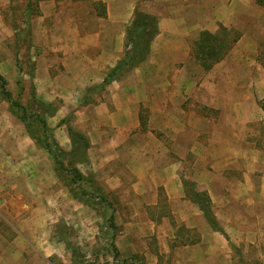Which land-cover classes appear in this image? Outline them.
<instances>
[{"label": "crops", "instance_id": "1", "mask_svg": "<svg viewBox=\"0 0 264 264\" xmlns=\"http://www.w3.org/2000/svg\"><path fill=\"white\" fill-rule=\"evenodd\" d=\"M137 1L91 0L86 12L90 22L80 15L82 0L71 2L67 8L54 0L39 4L40 15L33 22L35 49L41 56L33 85L41 102L48 104L59 99L62 103L51 117L53 121L57 119L51 127L54 139L63 150L71 149L67 132L58 123L72 112L76 126L73 129L89 141L86 163L78 167L87 165L98 182L119 194L120 213L116 214H121L125 208L128 216L124 221L118 218L122 233L113 244L124 257L138 244L133 239L135 235L143 243L147 226L161 232L171 231L175 223L191 233L212 230L195 200L197 194L209 199L217 222L212 208L215 198L219 199L224 234L236 228L245 232L264 231V148L258 146L259 139L257 144L249 145L245 138H238L235 148L241 157L237 160L228 157L214 162L195 158L197 150L209 149V138L214 135L223 138L228 132H215L213 125L201 127L196 122L197 115L187 108L192 106L189 102H197V98L181 95L187 84L167 78L170 66L173 68L177 56L183 53L182 24L201 23L210 33H215L220 26L235 27L243 15L251 16L253 4L249 2H257L258 24L264 15V0H151L162 4L179 2L180 6L162 11L155 7L154 11L147 12L157 18L159 27V34L151 43L149 62L129 72L127 79L114 81L103 92L91 94L93 103L81 105L86 90L101 85L107 72L123 56L125 32ZM165 24H174V27L166 31ZM177 32L180 34L176 35ZM1 35L5 37L3 31ZM172 39H177V43ZM163 57L174 62L167 65ZM3 68L0 65V75L9 80L15 72L10 67ZM253 86L257 96L249 106L257 112V119H264L261 108L264 68L259 64ZM5 107L1 102L0 264H52L50 259L61 255L66 247L53 233L54 222L60 216L74 219L72 226L81 234L72 247L83 253L86 236L82 233L96 229L81 217L87 208L58 186L49 155L29 140ZM222 108V118L227 117V113L241 114L240 110L228 112L227 108ZM143 118L147 119L146 127L142 125ZM171 120L173 130L169 128ZM156 133L163 134L164 141H155ZM139 135L145 139L143 143ZM220 142L218 145L226 152L235 150L233 144ZM215 167L220 174L213 175ZM234 167H238L237 171ZM158 205L172 208L173 225L169 217H163L160 225L154 223L149 213ZM175 237H172L173 243ZM258 238L261 239V235ZM200 243H205L209 249L213 247L204 237ZM184 245L186 251L192 248L191 254L198 243Z\"/></svg>", "mask_w": 264, "mask_h": 264}, {"label": "rangeland", "instance_id": "2", "mask_svg": "<svg viewBox=\"0 0 264 264\" xmlns=\"http://www.w3.org/2000/svg\"><path fill=\"white\" fill-rule=\"evenodd\" d=\"M31 1L34 2H28V0H0V65L2 68L6 66L9 69L10 67L12 68V72L13 70L15 72L9 80L6 79V90L11 93L13 100L28 108V113L31 110L32 112H40L37 105L33 104L30 99L31 92H34L36 95L33 77L38 58L41 56L40 52L35 49L36 39L33 21L40 15L39 4L49 0ZM54 1L59 2L61 7L67 8L71 6V2L79 0ZM82 1L83 3L79 8L80 15L83 19L86 18L90 22V18L86 12L88 11L87 3L91 2V0ZM250 4H253V6H250L251 16L245 14L235 27H225L230 33V38H235L236 42L227 55L208 71H204L192 55L193 45L198 39L197 35L200 32L207 31L206 27L201 23L195 24L190 21L187 24H182L183 30L181 34L184 36L182 40L183 53L177 56V62L173 65V68L170 66L171 70L167 71V78L175 81L181 80L183 84H187V87L181 90V95L195 96L197 98V102H189V104L186 102V104L192 105L187 108L197 115L198 118L196 119L199 120L196 122L201 127L213 125L215 132H223L224 134L228 132V135L223 137L224 139L216 135L209 138V146L207 145L209 149L197 150L195 157L197 159L221 162V160L230 157L231 160H237L241 157L239 156L240 152L235 148L238 138H245V143L249 145L257 144V139H259L260 144L258 146L261 149L264 148V119H257V112H254L252 107L249 106L257 96L255 87L253 86V82L257 80V64L264 68V15H262L257 24V2H249ZM176 6H180L179 2H166L162 4V2L155 3L151 2V0H138L128 26L136 11L149 14L147 12L154 11L155 7L162 11L164 8L168 9L171 7L173 9ZM218 25L214 26L217 27ZM186 26L189 28L187 29ZM173 27L174 24L163 25V29L166 31ZM220 27L216 32L220 30ZM191 28L192 32L187 31ZM2 31L5 33V37L1 35ZM175 34H180V32ZM171 41L177 43V39H172ZM170 59L163 57L167 65L172 63L173 59L169 62ZM147 60L146 62H149ZM130 75L131 73L127 74L120 81L127 79ZM248 98L252 101L246 102ZM1 102L6 104L5 109L15 120L16 125H21L23 132L27 134L24 124L10 112V104L0 98ZM47 105L50 106L51 111H55V115L62 103L59 99H56ZM222 107L227 108L228 112L234 109L236 111L240 110L241 114L235 116L227 113L228 116L222 118L220 116V113L223 111ZM51 117H46V122L50 129H52L51 127L54 126L57 120L53 121ZM62 121L64 123L61 124ZM146 122L147 119L143 118L142 125H145V127L147 126ZM170 122L171 126L169 128L173 130L174 125L172 120ZM58 125H63L66 132L67 127L75 129L76 126L72 112L61 120ZM257 132L259 133L258 135ZM140 133L144 134V131ZM162 136L163 134L156 133L154 140L164 141ZM29 140L31 139L29 138ZM139 141L143 143L145 139L139 135ZM220 141L233 144L235 150L230 151V153L226 152L225 148H221L218 145V143L221 144ZM32 142L34 143V141ZM181 155L183 156L182 153ZM86 166L78 167V169L87 179V183H80V185L72 186V188L78 193L85 191L86 196L92 198L89 205L81 204L87 208L81 217L85 220L86 224H91L96 229L82 233L86 237L83 245L85 246L83 247L84 251L80 259L81 264H264V231L245 232L238 231L236 228L235 231H227L225 234L214 232L213 229L208 232L191 233L186 231L187 228L183 225L175 223L172 208H165L159 205L149 215L152 220H155L153 222L157 225H160L163 217H169L171 225L175 223L173 231L161 232L157 229L152 231L148 226L145 227L142 237L143 243L135 235L133 239L138 244L136 247H132L133 252L128 257H124L117 252L113 244L116 237H119L122 233V226L119 225L118 218H122V221L128 218L124 213L125 208L122 209L123 213L116 214L117 211L120 213L118 208L120 201L117 197L119 194L105 188L96 180L93 173H90V168ZM234 168L237 171L238 167ZM217 173L220 174L221 171H217L216 167L213 168V175ZM65 176L70 179L73 174L68 172ZM57 181L58 186L68 193L69 191L63 181L61 179H57ZM101 194L104 195L105 199L101 198ZM218 202L219 199L215 198L212 209L216 213L219 221L218 224L221 227V208L218 206ZM70 207L72 206L70 205ZM168 211L170 214H168ZM203 221L204 219H202ZM73 222L74 219L71 217L67 220L65 217L61 218L60 216L58 220H55L53 225L54 237L66 247L63 248L64 251L61 255L50 259L52 264H79V259L77 263L76 261L73 263L74 257L72 256V251L69 249L77 244V238L81 234H78L76 229L73 228ZM232 225L237 227L235 223H232ZM81 228L83 229V227ZM87 228L88 226L85 230ZM183 228L186 230L184 231ZM260 235L261 239L258 238ZM173 236H176L174 243ZM254 236H256L255 239L253 238ZM203 237L204 240L213 244L211 249L207 248L205 243H200ZM80 242L82 243V239ZM161 242L164 245H160ZM187 243H198V246L194 248L191 254L190 250L192 248H188V251L184 248V244ZM126 249L128 250V247ZM207 252H211L212 255Z\"/></svg>", "mask_w": 264, "mask_h": 264}, {"label": "trees", "instance_id": "3", "mask_svg": "<svg viewBox=\"0 0 264 264\" xmlns=\"http://www.w3.org/2000/svg\"><path fill=\"white\" fill-rule=\"evenodd\" d=\"M28 2L34 1L28 0ZM157 32V18L136 11L125 32L123 56L117 64L107 72L101 85L86 90L81 105L93 103L91 94H99L103 92L112 82L121 80L133 69L144 63L150 56L151 43L157 35ZM235 42L236 39L230 38L229 31L224 27H220V30L216 33L204 31L195 41L192 55L197 60L200 67L204 71H208L227 55ZM6 86V79L0 75V98L10 104V112L24 124L29 138L34 141L35 145L49 155L57 179L63 181L71 197L78 202L89 205L92 198H88L85 191L78 193L72 188V186L80 185V183H87V179L79 171L78 166L86 163V153L89 147L88 139L80 132L71 127H67L71 149L69 151L63 150L54 139L52 129L48 127L46 122V117L53 116L55 111H51L49 105L38 100L35 93L31 92L30 99L33 104L37 105L40 112L33 111V113L31 110L28 113V108L12 99V95L6 90ZM261 108L264 110V104H261ZM62 123H64V121H62L61 124ZM68 172L73 174L70 179L65 176ZM97 191L99 190L97 189ZM103 196L104 195L101 194V198H104ZM196 197L195 200L198 201L199 206L204 212V217L207 223L214 231L223 234L220 225L212 215L209 199L204 195L198 194ZM69 249L72 251V256L74 257L73 263L74 261L77 263L79 259V264H81L80 259L82 253L79 251V248L70 247Z\"/></svg>", "mask_w": 264, "mask_h": 264}]
</instances>
